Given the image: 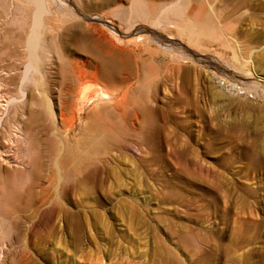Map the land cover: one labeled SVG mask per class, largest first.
<instances>
[{
    "label": "rangeland",
    "instance_id": "1",
    "mask_svg": "<svg viewBox=\"0 0 264 264\" xmlns=\"http://www.w3.org/2000/svg\"><path fill=\"white\" fill-rule=\"evenodd\" d=\"M47 1L37 52L54 114L31 100L2 113L0 264H264V0H181L196 17L156 26L130 15L131 0ZM33 11L0 0L1 102L19 95ZM65 56L135 70L134 110L118 119L97 96L75 104ZM211 73L257 97L227 94ZM14 122L23 135L6 141Z\"/></svg>",
    "mask_w": 264,
    "mask_h": 264
},
{
    "label": "bare ground",
    "instance_id": "2",
    "mask_svg": "<svg viewBox=\"0 0 264 264\" xmlns=\"http://www.w3.org/2000/svg\"><path fill=\"white\" fill-rule=\"evenodd\" d=\"M30 1L34 4V11L32 14V22H31L30 30L25 40V43H26L25 47H26V52H27L28 57L26 60L23 61V69L20 73L19 80L17 83V89L19 91V95L8 94L5 96L4 102L0 101V134L3 132L4 128H6L5 127L6 121L5 120L3 121L2 113H4V110L6 109L7 106L18 107L19 105H22L24 103L26 104L28 100H31V103L34 106L40 105L39 107H42L43 108L42 110L48 113L49 116L54 114L52 104L50 101L49 90L47 88L48 86L46 85V82L44 80L45 73L39 67L40 66L38 62L39 54L37 52L38 44H40L39 35H40L41 30H39V26L42 22L40 19H41L42 14L49 11V6L47 5L49 2L47 0H30ZM106 1H115V0H106ZM150 1H152L153 4H149ZM233 1H235L236 3V6L234 7H237L238 9L247 5L250 2V0H233ZM180 4H181V0H159L155 4L153 0H131V4L128 10H129L130 15L133 16L134 18L142 17L145 19L148 18V20L150 19V22H149L150 26L151 25L154 26L155 24H158L161 21L164 22L167 18H169L170 13L174 15H181L184 10L182 11ZM232 4L233 3H231V5ZM234 7H233V10H234ZM124 11L126 12L124 8H122L120 11L121 13L120 16H122V18L125 16ZM183 13H186V12H183ZM196 13H197L196 10L191 9L189 10V12L183 15L187 16L186 18L188 19L189 18L193 19L198 14ZM203 17H205V21H204L205 23L203 24L207 26L211 25L210 15H208V13H205ZM126 20H127V17H126ZM166 21L169 22L168 20ZM126 24H127L126 30L132 27L134 28V26H131L128 23V21H126ZM41 41H43L42 43L45 42V40H42V39ZM42 43L40 45H43ZM70 58L71 57L68 58L65 56V59H64L67 65V76H68V81L66 82L64 90H65L66 95L68 94L74 95L75 104L77 103L78 105H81V104L83 105L88 102L89 98L97 96L99 100H104V102L111 103L112 109L110 110L116 111V117L118 119L122 118V116L126 114L127 110L129 109L134 110L135 102L132 101V96L129 93L128 89H129V80L131 76L134 74V72L136 73L135 70L131 71V73L133 72L132 74L126 72V75L122 74L118 77L116 76V73H115V69H114L115 67L114 68L110 67L109 69V67L107 68L105 66H101L100 63H98V60L94 59L93 61L92 60L90 61L89 59L86 60V58L85 59L81 58V60L78 63L77 61L71 60ZM109 62H106V64ZM92 79L98 80L101 83V86L99 85L97 86L93 84L83 85L84 82L92 80ZM28 82H31L33 84L32 90L30 89V91L28 90V87H26ZM137 108L141 109L142 112H145V110L143 109L144 108L143 102L141 104H138ZM40 114H41L40 110H37V111L32 110L30 111V114L28 115L30 117H38ZM59 116L61 119L60 120L61 123L68 125V128L66 129L68 130L69 126L74 121V118L70 115V110L67 108L66 104L63 102H60L59 104ZM146 122L147 120L143 116L141 123L146 124ZM10 130L12 131L11 132L12 134L10 135L9 133H7L8 136H7L6 141L12 140V135H14L15 137L16 136L20 137L23 135V128L20 122L12 123ZM4 131H7V129ZM59 138L61 142V145L59 146V150H61L64 144V140L60 136ZM5 151L6 149L0 146V162L7 161ZM55 167H56V173L58 177H62V175L64 174L63 169L61 168L60 162L59 160H57V158L55 160Z\"/></svg>",
    "mask_w": 264,
    "mask_h": 264
},
{
    "label": "built area",
    "instance_id": "3",
    "mask_svg": "<svg viewBox=\"0 0 264 264\" xmlns=\"http://www.w3.org/2000/svg\"><path fill=\"white\" fill-rule=\"evenodd\" d=\"M211 78L216 85L231 96H243L249 99L257 97V93L247 90L245 86L238 81L228 79L216 73H211Z\"/></svg>",
    "mask_w": 264,
    "mask_h": 264
},
{
    "label": "water",
    "instance_id": "4",
    "mask_svg": "<svg viewBox=\"0 0 264 264\" xmlns=\"http://www.w3.org/2000/svg\"><path fill=\"white\" fill-rule=\"evenodd\" d=\"M105 21V20H104ZM110 26H112V27H114V29H116V27L115 26H113V25H111V24H109Z\"/></svg>",
    "mask_w": 264,
    "mask_h": 264
}]
</instances>
